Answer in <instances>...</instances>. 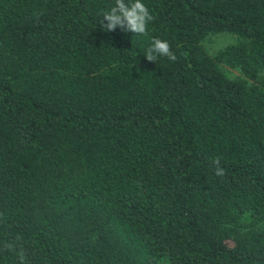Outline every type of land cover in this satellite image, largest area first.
Instances as JSON below:
<instances>
[{
	"label": "trees",
	"instance_id": "1",
	"mask_svg": "<svg viewBox=\"0 0 264 264\" xmlns=\"http://www.w3.org/2000/svg\"><path fill=\"white\" fill-rule=\"evenodd\" d=\"M142 2L0 0V264H264V0Z\"/></svg>",
	"mask_w": 264,
	"mask_h": 264
},
{
	"label": "clouds",
	"instance_id": "2",
	"mask_svg": "<svg viewBox=\"0 0 264 264\" xmlns=\"http://www.w3.org/2000/svg\"><path fill=\"white\" fill-rule=\"evenodd\" d=\"M154 17L142 0H115V5L103 13L102 26L105 32H112L119 27L123 32H132L136 35L147 34V26ZM158 56H165L175 61L176 55L172 52L167 41L153 38L151 46L146 50L145 57L149 62H156ZM216 175L224 176L225 170L220 167V159L213 161Z\"/></svg>",
	"mask_w": 264,
	"mask_h": 264
},
{
	"label": "rangeland",
	"instance_id": "3",
	"mask_svg": "<svg viewBox=\"0 0 264 264\" xmlns=\"http://www.w3.org/2000/svg\"><path fill=\"white\" fill-rule=\"evenodd\" d=\"M231 39V38H230ZM229 39V37H223V36H220V37H218V43H223V42H225V41H227V40H230Z\"/></svg>",
	"mask_w": 264,
	"mask_h": 264
}]
</instances>
